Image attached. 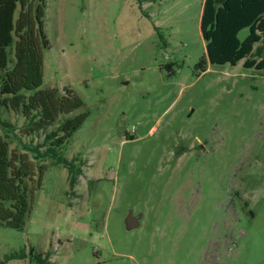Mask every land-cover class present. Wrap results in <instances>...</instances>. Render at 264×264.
Segmentation results:
<instances>
[{
    "label": "rangeland",
    "instance_id": "rangeland-1",
    "mask_svg": "<svg viewBox=\"0 0 264 264\" xmlns=\"http://www.w3.org/2000/svg\"><path fill=\"white\" fill-rule=\"evenodd\" d=\"M202 4L45 0L40 89L82 101L46 133L87 113L60 149L81 174L70 187L64 167L36 162L41 186L23 230L0 226V264H29L5 259L29 247L47 264H264V69L201 70ZM0 118L21 135L20 113Z\"/></svg>",
    "mask_w": 264,
    "mask_h": 264
},
{
    "label": "trees",
    "instance_id": "trees-1",
    "mask_svg": "<svg viewBox=\"0 0 264 264\" xmlns=\"http://www.w3.org/2000/svg\"><path fill=\"white\" fill-rule=\"evenodd\" d=\"M44 10L45 0H0V113L23 116L26 123L19 131L23 136L44 133L41 143H24L15 133L16 127L0 118V226L15 230L25 227L33 194L42 183L45 168L36 162L51 159L52 165L64 167L70 187L81 174L76 159L67 160L60 149L81 127L87 113L66 118L46 133L60 116L79 109L82 101L67 87L63 93L57 88L40 89L43 51L48 47ZM199 28L205 43V56L198 63L202 71L207 65L235 66L241 61L244 68L264 69V0H203ZM245 28L249 33L240 41L238 34ZM258 43L261 46L255 47ZM11 142L17 150L10 149ZM5 259L47 264L49 254L29 247Z\"/></svg>",
    "mask_w": 264,
    "mask_h": 264
},
{
    "label": "water",
    "instance_id": "water-1",
    "mask_svg": "<svg viewBox=\"0 0 264 264\" xmlns=\"http://www.w3.org/2000/svg\"><path fill=\"white\" fill-rule=\"evenodd\" d=\"M140 217H141L140 214L134 216L132 212L129 211L126 217L124 218L125 229L129 231L138 228Z\"/></svg>",
    "mask_w": 264,
    "mask_h": 264
}]
</instances>
